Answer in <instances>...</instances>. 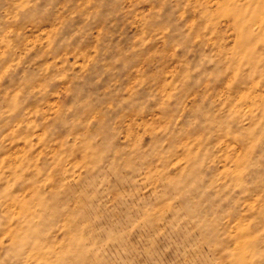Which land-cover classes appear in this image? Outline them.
Here are the masks:
<instances>
[{
    "label": "rangeland",
    "instance_id": "374dc122",
    "mask_svg": "<svg viewBox=\"0 0 264 264\" xmlns=\"http://www.w3.org/2000/svg\"><path fill=\"white\" fill-rule=\"evenodd\" d=\"M0 264H264V0H0Z\"/></svg>",
    "mask_w": 264,
    "mask_h": 264
}]
</instances>
